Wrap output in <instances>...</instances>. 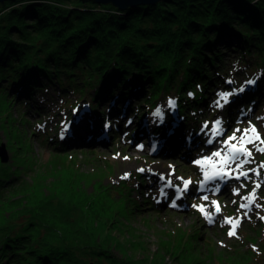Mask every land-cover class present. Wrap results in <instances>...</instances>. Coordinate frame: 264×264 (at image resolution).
<instances>
[{
  "label": "trees",
  "instance_id": "1",
  "mask_svg": "<svg viewBox=\"0 0 264 264\" xmlns=\"http://www.w3.org/2000/svg\"><path fill=\"white\" fill-rule=\"evenodd\" d=\"M231 35L241 44L236 68L243 66L245 76L257 81L254 88L264 89V0H165L125 10L94 0L0 2V110H6L13 99L38 113L41 107L33 95H49V87L58 92L71 88L79 96L93 91V100L101 97L121 103L137 91L147 100L174 91L171 98L187 120L224 75L218 67L224 54L219 42L230 54L238 51L229 48ZM190 88L194 98L187 97ZM244 103L245 107L251 104ZM91 111L89 119L97 116V111ZM100 126L87 125L86 130L93 133ZM8 133L4 134L7 147L24 150L19 154L22 171H16L20 175L30 170L26 163L30 159L24 156L28 145L25 138L17 144L18 138ZM57 140L55 146H60ZM14 173L0 159V198L20 183L21 179H11ZM43 179H29L15 194L1 198L0 264H134L138 258L129 254L116 261L111 250L115 248L95 237L92 219L97 215L87 226L70 223L66 214L72 208L60 205L66 201L64 196L73 201L70 191H42L59 200L53 215H43L40 203L26 199L30 193L24 189L29 184L39 186ZM203 251L193 245L187 260V251L180 249L173 255L174 262L204 264ZM236 251L225 256L246 264L249 251L240 252L242 256Z\"/></svg>",
  "mask_w": 264,
  "mask_h": 264
},
{
  "label": "rangeland",
  "instance_id": "2",
  "mask_svg": "<svg viewBox=\"0 0 264 264\" xmlns=\"http://www.w3.org/2000/svg\"><path fill=\"white\" fill-rule=\"evenodd\" d=\"M228 38L231 39L229 48L234 47L238 51L230 54L222 42H219L224 54L223 61L218 63V67L222 69L224 75H221L220 81L214 86L212 85L209 95L197 106L196 115L188 117L186 120L180 112V104H177V109L174 112L166 111L167 123L161 128H156L152 124L151 113L157 106H163L167 110L168 99L175 93L174 91H171L170 95L164 94L153 100H147V96L139 91L133 100L134 92L125 101V104H129V106L123 118L117 115L119 113L117 110L106 109L107 103H100L101 97L93 100L91 98L93 91L90 96H79L71 88L58 92L54 87H49L47 91L49 95L36 92L33 96L41 107L38 113H35L33 109L21 107L12 99V102L5 106L6 110H0V129H3L0 131V154L5 158L1 162L7 164L15 172L14 175L11 174V179L21 180L14 189H10L11 192H6L1 198L5 199L6 196L15 194L17 187L23 188L21 183L27 184L29 179L44 178L47 182L44 179L41 180L44 183L36 186L38 187H35L36 191L31 184L26 188L24 186V189L30 193L26 199L29 198L40 203L42 214L51 216L54 212L53 207L59 206V200L56 197L49 199L51 195L44 196L42 191L57 190L67 194L70 191L72 194L69 196H72L73 201L77 204L82 203V209H80L76 203L64 196L66 201H61L64 203H60V205L67 204L72 208L66 214L67 218H71L70 223L73 226H77V224L87 226L89 224L87 221H91V217L97 215L92 219V231L96 238L101 239L102 244L108 242L110 248L114 247L117 250L111 248L116 261L119 262L123 261V258L125 259V254H129L138 258L134 264H175L173 255L178 250L185 249L188 253L186 254L188 260L189 251L195 245L197 248L205 250L200 258L204 264H240V261L232 260L233 256H225V254H236V250H238L237 255H241L240 252L247 253L249 251L248 255L245 254L249 260L244 261L246 264H264V221L259 220L256 214L258 212L260 216H264V208L253 207V212L249 214L251 219L243 217V210L238 211L241 196L251 192L253 183L245 182L247 187L241 189L239 196H233L230 191L233 185L239 187V183L235 181H230L229 186L224 188L220 194L209 195V200L215 199L220 202L221 218H241L236 236L229 237L227 233L230 226L221 227L218 222L215 225H209L196 209L191 208L193 203H205L199 198L195 200L192 198V193L196 191L197 184L202 177V171L198 173V165L193 163V159L199 158L201 155H210L214 148L203 147L201 152L200 149H190L189 147L185 149L187 151H184L182 150L183 145L180 148L173 147L177 138L181 139L178 141H183L184 134L190 130L199 131L200 123L205 120L211 121L219 114V110L210 107V105L217 98L215 94L218 90H226L229 87L225 83L226 80H235L234 87L239 88L242 86L240 83L247 79L245 68L243 66L236 68V53L239 52L241 46L240 39L233 35ZM251 87L242 94L241 99L237 96L231 98L234 101V119L241 120L239 124L241 128L248 127L250 119L252 124L256 125L261 137L264 138V124L256 119L258 116H264V89L258 91L255 88L254 94H251ZM188 92L193 91L190 88L186 92L187 97L190 98ZM256 93L258 94L256 98L249 100ZM247 100L251 104H247L245 107L244 102ZM86 101H89L91 107L97 110L98 116L94 122L101 124L100 129L93 133H89L83 128L82 124L87 122L86 117H88L87 112L83 111L84 109L79 110L78 115H73L75 107L72 108V106L75 103L84 104ZM151 101L153 102L151 103ZM116 102L115 105L121 103V101ZM241 110L246 115H241ZM193 111L190 112L192 115ZM81 116L82 119L76 121ZM114 118L118 120L120 127ZM197 118L200 122L197 121ZM128 119H132L133 124L126 127ZM176 119H178V126ZM81 120H83L82 123ZM62 122H72L69 131H63ZM103 122L110 124L107 132H103ZM235 126L233 125V127ZM169 127H175V135H168ZM149 129L157 134L161 133L159 137V143L162 145L160 151L154 153L150 151ZM5 132L18 138L17 144L25 138L24 144L28 145L26 148L28 152L24 156H28L30 159L26 162L30 170L23 171L20 175L16 171L21 170L23 163L19 154H22L24 150L19 151L13 149L12 146L8 148ZM124 133L127 135L125 136ZM132 133L136 137L130 141L128 137ZM92 134L94 136H91ZM103 134H107L106 139L101 137ZM229 134H231V130H229ZM58 138H61V142L57 140ZM56 140L61 143L60 146H55ZM141 143L144 145L143 150L136 147ZM249 147L252 146L249 145ZM117 153H119L118 157H116ZM124 156L131 159L125 161ZM253 158L254 163L246 165V168L257 167L261 162H264V153L256 152L253 148ZM169 165L174 166L175 169L174 175L171 177L173 183H180L175 179L177 176H182L185 179L190 178L193 181L190 192L180 202L179 209H171L168 203L163 200L161 203H156L153 197H159L157 177L152 176V182L149 183L147 173L140 174L136 171L138 167L147 168L150 166L155 172L164 173L167 176L172 171ZM125 172H130L131 177L121 180L120 177ZM260 172L261 178L264 179V169H260ZM58 180L60 181L55 183ZM24 189L23 192H25ZM257 191L255 203L264 205V184ZM232 200H236L237 203L234 205ZM87 236L90 237L89 233ZM217 256L223 257L227 261H223Z\"/></svg>",
  "mask_w": 264,
  "mask_h": 264
},
{
  "label": "snow or ice",
  "instance_id": "3",
  "mask_svg": "<svg viewBox=\"0 0 264 264\" xmlns=\"http://www.w3.org/2000/svg\"><path fill=\"white\" fill-rule=\"evenodd\" d=\"M257 81L249 79L246 81L245 86L239 88L234 87V81L228 79L225 81L229 87L226 90H218L216 92V99L213 101L210 107H214L219 110V114L211 121L205 120L198 125L199 131L190 130L183 135L182 140L185 146L190 149H200L203 151V147L214 148L210 155H201L199 158H194L193 163L200 166L202 171V179L198 182L196 191L192 193L193 200L199 198L205 203L191 204V208L196 209L209 225H215L217 222L221 227L230 226V230L227 235L229 237L236 236L237 228L241 224V218L233 219L231 217H220L222 208L218 200H209V195H218L224 188L229 186L230 181L239 183V187L231 186L230 191L233 196H239L241 189L247 187V181L253 183L251 192L241 196V202L239 203V209L243 210V217L251 219L250 213L253 212V207L256 209L264 208V205L255 203L258 195V189L264 184V179L261 178L260 169H264V162H261L257 167L246 168V165L254 163L253 148L256 152L264 153V138L261 137L256 125L252 124L251 120H248V127L241 128L239 124L240 119H232L229 112L225 109L231 105L234 96L243 94L247 90V86H254ZM197 89H200V85H196ZM190 98H194V92H188ZM80 106L73 109V115L76 116L79 113ZM177 109V100L175 98L168 99L167 110L163 106H157L151 113L152 124L156 128L164 127L167 123V112H174ZM251 111V109H249ZM196 114L193 113V116ZM241 115L246 113L241 110ZM256 119L264 124V116H258ZM72 122H62V128L64 132H67L71 128ZM133 124L132 119H128L126 127ZM233 125H236L233 127ZM105 129L110 127L109 123H105ZM231 130V134H229ZM175 127H169L168 135H175ZM239 134V135H238ZM126 136L127 133H124ZM149 136L151 137L150 151L156 152L159 138L156 133L149 129ZM63 138V135H62ZM251 145L252 147H249ZM139 150H143L144 145L138 144L136 146ZM119 153L116 154V157ZM114 157V158H116ZM125 161H129L131 158L124 156ZM211 162V163H209ZM172 169L167 174L157 173L150 166L138 167L136 171L140 174H148L147 178L151 183V177H157V189L159 197H153L156 203H161L162 200L168 203V206L177 209L181 205L178 201H183L185 196L190 192V186L193 181L185 179L182 176H177L175 179L179 181V184L173 183L171 177L174 175V166L169 165ZM251 174V175H250ZM131 177L130 172H125L120 179L127 180ZM151 191V189H149ZM171 192V195H170ZM162 198V199H161ZM235 205L236 200H232ZM259 220L264 221V216H260L257 212Z\"/></svg>",
  "mask_w": 264,
  "mask_h": 264
},
{
  "label": "water",
  "instance_id": "4",
  "mask_svg": "<svg viewBox=\"0 0 264 264\" xmlns=\"http://www.w3.org/2000/svg\"><path fill=\"white\" fill-rule=\"evenodd\" d=\"M4 1H7V0H0V2H4ZM9 1H14V0H9ZM94 1L96 3H100V4H111V5L115 6L116 8H118L119 10H125L129 7H135L138 5H154L158 2L165 1V0H94ZM84 105H85V103L84 104L83 103H80V104L75 103L72 106V108L73 107L77 108L78 106H80L79 110H81ZM2 147H3V144L1 145V148ZM0 153H1V149H0ZM0 156H1V161L5 160V158H3L1 154H0Z\"/></svg>",
  "mask_w": 264,
  "mask_h": 264
},
{
  "label": "bare ground",
  "instance_id": "5",
  "mask_svg": "<svg viewBox=\"0 0 264 264\" xmlns=\"http://www.w3.org/2000/svg\"><path fill=\"white\" fill-rule=\"evenodd\" d=\"M136 93H137V92H135V94L133 93V94H134V96H133V100H134L135 97H137V94H136ZM257 95H258V94H257ZM130 96H132V95H130ZM130 100L133 101L132 98H130ZM130 100H128V101H130ZM131 101H130V102H131ZM98 111H99V110H98ZM197 121H199V118H197ZM82 122H83V120H81V123H82ZM82 125H83V128L86 129L87 122H85V123L82 124ZM135 137H136L135 134L132 133V134L130 135V137H128V138H130V141H132ZM177 139L179 140V138H177ZM185 149H187V146L183 145L182 150L187 151V150H185ZM197 171H198V173L201 172L200 166H198ZM180 202H182V201H179V204H180Z\"/></svg>",
  "mask_w": 264,
  "mask_h": 264
}]
</instances>
